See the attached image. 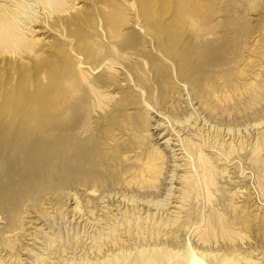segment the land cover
<instances>
[{"label": "rangeland", "instance_id": "374dc122", "mask_svg": "<svg viewBox=\"0 0 264 264\" xmlns=\"http://www.w3.org/2000/svg\"><path fill=\"white\" fill-rule=\"evenodd\" d=\"M144 1L108 0L106 5L75 0L80 14H69L76 23L65 33L69 38L46 30L39 21L34 36L47 42L40 50L43 59L52 65L56 62L50 67L57 76L50 80L46 72L35 80L31 73L21 79L15 69L30 71L35 62L26 55L19 62L0 55V72H11L16 79L2 82L16 90L0 93V164L9 166L10 175L21 174L34 170L33 164L14 159L25 147V151L37 153L27 142L49 138L81 145L85 141L88 149L98 153L92 168L98 180L130 182L143 192H153L152 199L162 202L171 192L167 204L171 215L166 219L165 213L160 218L157 212L149 222L143 219L156 211L154 205L137 214L142 227L150 230L166 220L161 233L172 229L167 221L171 218L186 222L174 250L191 251L196 264H216L215 257L233 259V264H264V169L245 168L248 159L264 158V141L254 149L257 130L253 127L252 134L243 137V149L237 133L225 135L228 123L244 122L253 115L264 118V0H147L148 11L136 12ZM18 2L26 7L13 8ZM6 4L23 19L35 13L43 17L36 0H8ZM77 32L83 34L78 36L80 44L93 42L99 49L72 50L77 39L71 34ZM203 59L215 70H202ZM259 87L263 89L255 90ZM210 120V126L215 124L221 131L226 127L216 140L215 132L206 131ZM240 125L236 128L242 135L245 124ZM232 139L235 152L227 157ZM211 164L218 170L226 168L214 184L206 180ZM226 174L233 177L236 188L224 184ZM56 175L61 182L46 176L42 192H48L34 194L18 215L13 208L6 209L13 205L7 196L12 187L5 183L1 193L0 212L7 210L4 215L9 218L0 224V250L12 244L13 233L20 232L14 243L19 249H31L24 248L19 254L24 264H36L37 256H45L50 238L57 241L68 235L76 239L79 222L70 212L73 200L64 204L67 210L59 216L52 208L45 210L44 197L51 195L56 207L58 200L64 201L59 198L62 184L73 187L84 181L75 174ZM123 210L113 211L115 218L103 225L102 232L123 231L128 217ZM44 211H50L51 217L42 216ZM2 228L10 229L11 237L3 238ZM130 245V256L137 258L141 253L169 251L156 237L141 246ZM3 254L1 251L5 259L1 264H9ZM112 256L110 252L104 255ZM124 258L122 254L118 260ZM63 262L59 260V264Z\"/></svg>", "mask_w": 264, "mask_h": 264}, {"label": "bare ground", "instance_id": "6f19581e", "mask_svg": "<svg viewBox=\"0 0 264 264\" xmlns=\"http://www.w3.org/2000/svg\"><path fill=\"white\" fill-rule=\"evenodd\" d=\"M1 1H3V3H1ZM7 1L8 0H0V55H6L9 59L15 58L18 62L23 60V55H26L35 62L33 63L35 64V67L30 69V71L23 72L21 70L23 68L22 66V68H18L17 70L15 69V71L19 72L18 75L21 79L31 73L30 75H32L33 79L35 80L41 72H46L48 80L56 77L57 74L50 67L55 65L56 62L52 65L51 63H46V60L43 59L42 52L40 50L43 51L45 49L41 47H45L44 45L47 42L45 43L41 38H35L34 33L37 30H34V26L38 25L39 21H41L42 23H44V28L46 30H50V32H59L60 34L63 33L65 38H69L70 35L68 34L67 36L65 35V33H70L72 25L76 24L73 19L70 18L71 16L69 14L72 13L71 11H74L78 14L80 6H75V4H77L75 3V0H36L38 6L44 11L41 12L43 14V17H40L35 13L32 16H25L26 18L23 19V17L21 18L17 14L16 11L18 10L12 9L10 4H6ZM95 1L96 4L103 3L106 5L108 2V0H94V2ZM134 1L136 3H139V0ZM144 2L146 4L143 5L142 8H140L139 6L135 8L136 12L146 13L148 11L146 5L149 2L147 0H145ZM22 7L25 8L26 6H22V4L20 5V3L18 2L13 8H17L20 10ZM34 8L35 6H33L31 9ZM21 14L25 15V12L22 11ZM80 17L81 18H79V20H84L83 17H85L87 20L90 19L88 18V15L85 14L83 15V17ZM29 34L33 35L29 37ZM71 35H73L74 38L77 39V41L72 45V50L86 53L92 52L93 49H99L98 47H95L93 42L86 41L80 44L81 40L80 37L78 38V36H83V34L80 35V33L78 34L77 32ZM67 43L71 42L69 41ZM46 46L51 47L52 45ZM43 67H45L44 70ZM200 67L206 72L215 70V66L209 64V61L207 59L202 60ZM210 67L214 69H211ZM12 76L13 75L11 74V72H0V93L15 92L16 89L2 86V82L4 80H10L11 82L16 80L13 79ZM262 89V87L255 88V90ZM189 91H191V89ZM190 118L191 115L188 118H185L186 123L189 122ZM249 120H251L252 122L251 125H249ZM207 121L208 119L206 120V122ZM263 121L264 118L255 117L253 115L251 118L249 117L248 119H245L244 122H235L233 125L228 123L227 128L225 127V135L229 134V136H231L237 133L240 137L239 146L241 149H243V137L247 136L248 138L249 135L252 134V130L250 129L251 127H253V129L257 130V137L254 143V149H256L259 147V145H261V142L264 141V130L261 129L262 127H264ZM210 123L211 120L209 121V123H207L208 125L206 131H209L211 133L215 132V134H213V138H215L216 140L219 138V136H221L225 128H222L223 131H221V128H218V126L215 127V124L210 126ZM240 124H245V127L243 129L244 135H241V133L239 132L240 128H236V126H239ZM232 141L233 139L229 141L231 150L230 152H228L227 157H229L231 152H235ZM80 142L81 145H75V143L68 144L66 142L58 143L57 141H51L49 138H40L38 141L34 140L27 142V144L32 145V149L35 147L37 153L31 154L25 151L27 147L24 146V150L21 151V153L14 159H19L24 163L26 162L27 165L33 164L34 170L32 171H23L21 174L16 173L14 175H10V172H8L9 166L3 163L0 164V201H3L1 193L3 190H5V183H8L12 187L13 193L8 192L7 196L11 198V200L13 201V205L12 207L7 206L6 209L8 210L10 208H13L16 215H18L21 210L20 208L24 205V203H27V200L32 199V196L34 197L35 195L43 193L42 191H45L43 188V181H46V176L53 177V179L56 180V174L62 172L63 174H75L78 176V179H83L84 181L83 184H77L73 187H67L62 184L59 190V198H63L64 201L63 203H61V201L58 200V204L56 205V207H53L54 203H52L50 199L51 195L44 197V203L48 204L47 207H45V210L52 208L51 210L59 216L65 213L64 210H67V208H63L64 204H66L68 201L72 202L73 200L74 205L70 212H73V218L78 219L79 226L77 229L75 240L70 239L68 235L64 239L63 236L61 238L59 237L57 241L54 238H50L48 252L45 256H37L36 264H59V260L64 261L62 264H66L68 261L70 262L69 264H74V262H77V264H196L195 257L192 255L190 256V254H192L191 251L187 253L183 250H174V248L176 247L174 246V243L179 240L180 232L182 231V228L184 227L186 222L182 223V221H178L176 217L174 219L171 218L167 221L168 225L172 224V229L164 233H161L160 229L161 225H164L166 220H160V222H158L160 226L157 225L158 228H153L151 226V230L147 227H142V225L140 224V215H138L137 213L139 210H143L144 207H147L144 210L146 212L149 211L152 205H154V209H156L153 214L147 213V215L143 218L147 219L148 222L151 218L153 219L155 217L156 212L157 215L160 214V218L164 213L165 219L168 215H171L169 209L167 208V204H169V199L171 198L170 196L172 195L171 192L168 193V197L165 198L162 202V200L159 199H152L155 198L153 192H143L140 189L133 187L130 182H118L117 180L114 181L113 179H107L104 181L98 180L97 174H94L92 172V168L96 164L94 161L96 159V156H98V153L88 149V147L85 146L87 145L85 141ZM207 160L210 161V159ZM245 164V168H248L249 170H251L252 168L264 169V158L257 155L253 159H248ZM217 167L218 166L213 164H211V167H208L206 180L207 182H209V184H214L217 176L222 177L224 172H226V168L218 170ZM172 177L174 176L172 175ZM227 177L228 176L226 174L225 180L223 181L224 184L230 185L233 189L236 188L237 185H234L235 180L233 179V177L229 176V179H226ZM55 182L59 183L61 181L57 179ZM121 183L123 185H121ZM37 185L39 187L37 188L38 190H33L32 192V188L34 186L36 187ZM47 192H44L43 194H46ZM82 194H86L84 195L85 197H82ZM152 194L153 196L151 197ZM147 197H150V199L147 200ZM98 200H101L99 204L97 203ZM100 203H102L103 205L100 206ZM121 208H124V217L128 216L125 219V222L127 224L124 225L123 231L116 232V229H114L112 234L102 232V230L105 229L103 225L107 224L108 221L115 218L113 215V211L121 210ZM7 210H3L0 212V224L4 225V223L6 222H4V220H7V218H9L4 215L5 213H8ZM41 215L45 218L47 216L51 217L50 211H44L41 213ZM150 215H152V217H150ZM129 217L131 218L128 219ZM37 219H40V217L38 216ZM36 230H39V232H41L40 228ZM100 230L101 232H99ZM91 231H93V234ZM8 232H11V230L3 229L1 236H3V238L5 239L11 237ZM80 232L83 233L82 236H80ZM43 233L48 236L47 232ZM12 235L16 240L19 241V237L22 234L20 232H17L13 233ZM83 236H86V238L83 239ZM33 237H37V234H35V236ZM155 237L158 242L167 244L169 247V251L155 254L141 253L138 258L130 256L133 249V247L130 245L131 242H135L136 246H141V243H143L144 241L146 244V240H148L149 238L154 239ZM15 239L13 238L12 244L4 246L0 250V264L5 260L2 258L3 256H1V251H4L3 255H6V257H8L6 261H9V264H24L19 254L21 250L26 247H22V249H19V244L14 243ZM8 240L11 241L12 238ZM26 249L28 252L31 251L30 248ZM109 252L113 255L112 258H105L104 255H108ZM21 253L23 254V252ZM122 254L125 256L124 260H118L119 256ZM202 255H204V253ZM214 259L216 264H233L231 262L233 259L229 260L225 258L224 260H220V258L218 257H215ZM236 262L238 263V261ZM254 264H257L256 261Z\"/></svg>", "mask_w": 264, "mask_h": 264}]
</instances>
